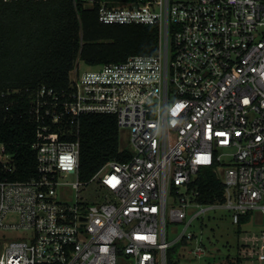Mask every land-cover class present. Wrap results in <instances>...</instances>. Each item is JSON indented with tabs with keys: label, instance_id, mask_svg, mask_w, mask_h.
<instances>
[{
	"label": "built area",
	"instance_id": "built-area-1",
	"mask_svg": "<svg viewBox=\"0 0 264 264\" xmlns=\"http://www.w3.org/2000/svg\"><path fill=\"white\" fill-rule=\"evenodd\" d=\"M15 1L26 0L0 5ZM117 1L84 5L97 4L104 23L158 25L159 49L75 66L69 88L43 84L28 94L35 175L13 177L17 161L0 131V228L22 231L0 234V264H168L169 248L195 239L190 227L207 211L228 210L235 222L264 212V0ZM13 93L0 79V119ZM91 112L129 130L121 149L130 156L81 180L80 118ZM204 167L222 181V200L199 201L194 180ZM70 183L95 189L59 197ZM168 218L185 221L174 239ZM241 251L248 262L264 260V230Z\"/></svg>",
	"mask_w": 264,
	"mask_h": 264
},
{
	"label": "trees",
	"instance_id": "trees-1",
	"mask_svg": "<svg viewBox=\"0 0 264 264\" xmlns=\"http://www.w3.org/2000/svg\"><path fill=\"white\" fill-rule=\"evenodd\" d=\"M159 43L158 25L101 22L97 4L87 7L84 0H77V6L75 0L1 3L0 79L15 93L11 96L13 105L1 115L0 131L17 161L13 177L25 179L36 174L32 148L36 125L26 111L29 93L43 84L57 90L69 88L70 71L78 58L89 64L121 61L130 54L157 52ZM79 138L81 180L89 179L109 159L130 156L129 150L121 149L120 129L113 114L84 113ZM194 183L200 202L223 199L224 185L211 168H201ZM250 216L251 212L241 215L237 223L248 221ZM179 243L187 240L169 248L168 264H175ZM226 259L223 264H243L240 252Z\"/></svg>",
	"mask_w": 264,
	"mask_h": 264
},
{
	"label": "rangeland",
	"instance_id": "rangeland-1",
	"mask_svg": "<svg viewBox=\"0 0 264 264\" xmlns=\"http://www.w3.org/2000/svg\"><path fill=\"white\" fill-rule=\"evenodd\" d=\"M122 1H117L121 3ZM75 66L81 70L94 67L85 60L78 58ZM75 68V67H74ZM120 146H130L129 130L120 129ZM67 179L71 182L76 181L75 174H70ZM95 183H91L77 190L73 187L72 183L66 185L63 189H58L59 197H63L74 201L78 199V193L81 196L91 195V191L95 189ZM101 189V188H100ZM100 192V190H97ZM97 198V197H96ZM187 215V219L189 218ZM17 218L16 215L8 216V219ZM184 222L171 221L168 218L167 227L169 238L174 239L177 234L183 229ZM197 235L195 239L190 240L185 244L179 243L177 245V251L174 254L175 264H220L225 263L226 257H234L240 252L243 257V264H264V260L256 261L254 263L248 262L241 251L243 241L247 240L255 232L264 230V212L260 210H254L251 212V216L248 221L243 223H237L233 221L232 213L228 210L216 208L207 211L199 218H197L190 227ZM5 232L9 237L15 235H21V230H4L0 228V234ZM203 243L206 247V251L202 255H196L190 250Z\"/></svg>",
	"mask_w": 264,
	"mask_h": 264
}]
</instances>
